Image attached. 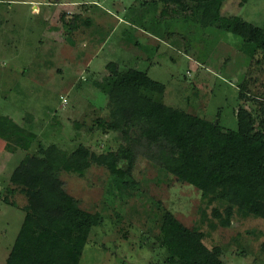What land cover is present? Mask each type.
<instances>
[{
	"label": "rangeland",
	"instance_id": "1",
	"mask_svg": "<svg viewBox=\"0 0 264 264\" xmlns=\"http://www.w3.org/2000/svg\"><path fill=\"white\" fill-rule=\"evenodd\" d=\"M68 1L0 0V116L34 137L24 149L14 137L0 135V264H6L25 216L27 197L12 177L27 156L44 155L52 145L64 157L80 146L107 154L125 145L122 133L96 123L111 118L114 93L125 85L115 65L162 82L163 93H148L154 100L226 128H238L240 108L255 116L264 109V59L245 55L233 33L203 27L175 3L72 0L79 2L77 10L66 13ZM221 11L264 25V0H225ZM111 177L96 164L83 175L58 173L81 207L101 216L80 264H168L160 229L165 211L204 232L205 245L222 248L226 264H264L263 218L235 207L230 225H223L213 208L223 212L225 204L206 205L198 188L162 171L142 148L133 170L138 187L130 197L109 194Z\"/></svg>",
	"mask_w": 264,
	"mask_h": 264
},
{
	"label": "trees",
	"instance_id": "2",
	"mask_svg": "<svg viewBox=\"0 0 264 264\" xmlns=\"http://www.w3.org/2000/svg\"><path fill=\"white\" fill-rule=\"evenodd\" d=\"M157 1L175 3L182 12L190 10V16L203 27L233 33L241 39L240 50L245 55L264 59V25L257 26L239 15H224L221 8L225 0ZM248 1L241 0V4ZM114 67L125 85L114 93L118 103L111 118H100L96 123L106 131L122 133L125 145L107 154L80 146L69 157L57 153L52 145L44 155L27 156L12 177L27 197V205L6 264H80L89 235L101 216L81 207L63 187L59 171L83 175L94 164L104 165L112 176L109 194L130 197L138 187L133 170L136 151L141 148L162 171L198 188L206 205L218 201L225 204L223 212L213 208L223 225H230L235 207L243 214L264 219V118L256 119L264 109L255 116L240 108L238 128H226L218 120L149 97V92L163 93L165 85L147 71ZM240 96H244L243 91ZM0 135L14 137L24 149H29L34 139L1 116ZM202 213L208 217L206 211ZM160 229L161 245L170 254L168 264H226L222 248H208L204 232L190 229L172 212H164Z\"/></svg>",
	"mask_w": 264,
	"mask_h": 264
},
{
	"label": "crops",
	"instance_id": "3",
	"mask_svg": "<svg viewBox=\"0 0 264 264\" xmlns=\"http://www.w3.org/2000/svg\"><path fill=\"white\" fill-rule=\"evenodd\" d=\"M67 3L70 4V5H69V10H67L66 13H73V11H72L73 9H76V10H77V7H73V6L78 5L79 2L69 0ZM71 4H72V5H71ZM82 4H83V3H81V5H82ZM79 5H80V4H79ZM78 7H79V6H78ZM34 8H35V6H34ZM34 8H33V9H34ZM37 9H38V8H37ZM37 9H36V10H37ZM80 9H82V8H80ZM36 10H35V11H36ZM68 11H69V12H68ZM69 17H72V16H69ZM151 37H155V36H151ZM150 39H152V38H150ZM153 39H154V38H153ZM155 39H157V37H155Z\"/></svg>",
	"mask_w": 264,
	"mask_h": 264
}]
</instances>
